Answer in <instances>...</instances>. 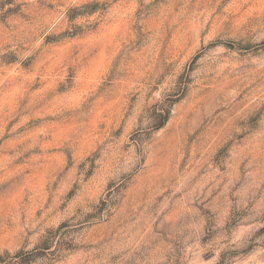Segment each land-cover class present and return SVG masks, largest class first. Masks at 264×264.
I'll list each match as a JSON object with an SVG mask.
<instances>
[{
  "label": "rangeland",
  "instance_id": "374dc122",
  "mask_svg": "<svg viewBox=\"0 0 264 264\" xmlns=\"http://www.w3.org/2000/svg\"><path fill=\"white\" fill-rule=\"evenodd\" d=\"M0 264H264V0H0Z\"/></svg>",
  "mask_w": 264,
  "mask_h": 264
}]
</instances>
